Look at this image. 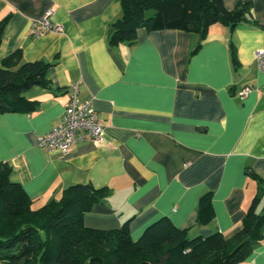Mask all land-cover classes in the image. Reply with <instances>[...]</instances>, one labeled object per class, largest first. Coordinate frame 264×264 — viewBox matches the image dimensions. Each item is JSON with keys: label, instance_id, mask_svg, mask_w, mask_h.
Instances as JSON below:
<instances>
[{"label": "crops", "instance_id": "obj_1", "mask_svg": "<svg viewBox=\"0 0 264 264\" xmlns=\"http://www.w3.org/2000/svg\"><path fill=\"white\" fill-rule=\"evenodd\" d=\"M241 1L251 3L252 14L233 29L211 25L193 54L199 34L175 28L140 27L134 43L111 45L120 0H0V19L10 15L0 63L16 49L24 60L53 63L50 87L23 93L37 101L35 110L0 112V161L12 167L33 207L88 182L110 191L85 214L88 227L114 229L129 221L137 240L167 216L190 237L233 235L264 189V73L256 59L264 47V0L224 3L232 10ZM51 8L63 30L33 36V22ZM78 81L81 97L93 98L105 139L79 141L66 155L48 151L39 137L62 121ZM245 86L258 89L242 98ZM208 191L215 217L201 224L199 199ZM262 233L239 264H264V223Z\"/></svg>", "mask_w": 264, "mask_h": 264}, {"label": "trees", "instance_id": "obj_2", "mask_svg": "<svg viewBox=\"0 0 264 264\" xmlns=\"http://www.w3.org/2000/svg\"><path fill=\"white\" fill-rule=\"evenodd\" d=\"M122 13L110 24L109 43H134L137 30L175 28L199 34L194 54L209 28L223 23L233 29L251 15V3L241 1L234 9L224 0H120ZM10 15L0 19V46ZM235 53L233 52V57ZM235 59V58H234ZM236 61V60H235ZM53 63L24 60L16 49L0 63V112L32 111L37 101L23 94L33 86L50 87ZM250 177L260 181L251 169ZM12 167L0 161V263L6 264H239L263 239L264 189L258 188L241 227L231 236L215 232L190 237L188 230L167 217L150 224L137 240L129 221L114 229L88 227L84 216L109 196L107 186L75 183L42 207L34 208L24 186L11 177ZM213 192L204 193L197 221L207 224L215 217Z\"/></svg>", "mask_w": 264, "mask_h": 264}, {"label": "built area", "instance_id": "obj_3", "mask_svg": "<svg viewBox=\"0 0 264 264\" xmlns=\"http://www.w3.org/2000/svg\"><path fill=\"white\" fill-rule=\"evenodd\" d=\"M53 13L54 10L51 8L39 20L33 22L31 30L33 36L63 30L62 25L53 21ZM256 59L264 73V47L256 51ZM81 86V81L71 84L69 101L62 121L39 137L38 143L42 148L48 151L57 150L66 155L79 141L90 140L98 143L105 139L104 124L95 109L93 98H82ZM254 89L258 88L245 86L238 94L244 98Z\"/></svg>", "mask_w": 264, "mask_h": 264}, {"label": "rangeland", "instance_id": "obj_4", "mask_svg": "<svg viewBox=\"0 0 264 264\" xmlns=\"http://www.w3.org/2000/svg\"><path fill=\"white\" fill-rule=\"evenodd\" d=\"M2 264H6V263H2Z\"/></svg>", "mask_w": 264, "mask_h": 264}]
</instances>
